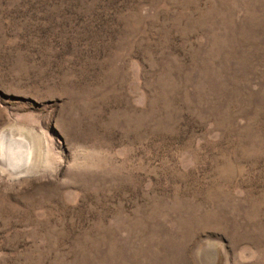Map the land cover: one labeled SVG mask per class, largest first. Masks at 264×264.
<instances>
[{
  "label": "rangeland",
  "instance_id": "374dc122",
  "mask_svg": "<svg viewBox=\"0 0 264 264\" xmlns=\"http://www.w3.org/2000/svg\"><path fill=\"white\" fill-rule=\"evenodd\" d=\"M7 133L0 264H264V0H0Z\"/></svg>",
  "mask_w": 264,
  "mask_h": 264
},
{
  "label": "bare ground",
  "instance_id": "6f19581e",
  "mask_svg": "<svg viewBox=\"0 0 264 264\" xmlns=\"http://www.w3.org/2000/svg\"><path fill=\"white\" fill-rule=\"evenodd\" d=\"M7 134L1 135V137H0V141H1L0 156L4 157L5 160L7 161V163L9 162L8 163L9 166H10V164L11 165L17 164L22 159L26 160L27 151H25V149L23 148V146L21 145V143L19 141L12 139L11 136L9 134L8 135ZM12 167H14V166H12ZM16 169H17V167H16ZM13 170H15V168Z\"/></svg>",
  "mask_w": 264,
  "mask_h": 264
}]
</instances>
